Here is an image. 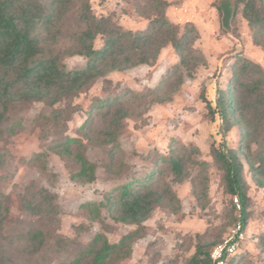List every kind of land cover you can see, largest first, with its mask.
I'll return each mask as SVG.
<instances>
[{
    "label": "trees",
    "instance_id": "16d2710c",
    "mask_svg": "<svg viewBox=\"0 0 264 264\" xmlns=\"http://www.w3.org/2000/svg\"><path fill=\"white\" fill-rule=\"evenodd\" d=\"M145 3L156 11V16L147 29L131 30L124 29L112 15L97 16L91 0H0V142L19 128L14 120L19 114L13 117L12 109L36 101L47 102L51 108L36 118L45 136L53 127L67 126L74 113L69 103L84 88L110 72L154 64L162 49L171 44L180 60L156 87L128 89L113 97L98 98L81 127L87 139L96 137L112 144L107 152L108 171L115 165L121 167L120 129L133 107H141L148 100L168 99L181 87L185 69L193 71L203 61V55L194 48L200 38L195 24L188 22L179 34L178 27L167 16V0ZM235 3L232 19L242 5L241 14L253 33L254 43L264 49V0ZM99 35L104 43L97 48L95 40ZM61 44L62 48H58ZM73 54L86 58L84 67L68 69L64 60ZM230 73L225 85L216 86L214 93L206 89L202 97L215 130L210 154L222 171L225 192L233 203L231 223L242 221L246 226L252 202L246 167L257 187L264 188V67L236 56ZM24 112L23 109L20 115ZM236 127L240 144L234 147L226 136ZM52 147L79 167L72 174L74 179H96L97 165L87 156V144L81 138L65 135ZM200 151L197 146L174 142L170 154L159 160L164 168L157 163L145 177L125 182L109 192L105 202L84 205L92 219H100L105 207L116 221L137 225L116 243L110 242L103 232L94 234L87 242L79 235L69 237L60 233L58 198L45 187H27L18 202L21 216L16 217L10 197L0 191V264H33L36 256L51 263L61 254L65 258L58 264H127L124 257L132 254L130 240L139 237L155 205L173 204L177 197L170 185L163 189L158 186L164 171L171 170L175 179L181 181L190 175V163L198 165L200 173L194 178V190L198 199L208 197L209 162L192 158V153ZM5 162V154L0 151V172L6 169ZM218 242L209 239L200 243L187 264H211V251ZM241 257H234L230 264H237Z\"/></svg>",
    "mask_w": 264,
    "mask_h": 264
},
{
    "label": "rangeland",
    "instance_id": "374dc122",
    "mask_svg": "<svg viewBox=\"0 0 264 264\" xmlns=\"http://www.w3.org/2000/svg\"><path fill=\"white\" fill-rule=\"evenodd\" d=\"M167 1V16L178 27L179 34L185 31L188 22L198 28L200 38L194 48L203 55V61L193 71L185 69L181 87L168 99L148 100L141 107H133L120 129L121 167L115 165L108 171L107 152L112 144H105L96 137L87 139L81 127L98 98L113 97L128 89L140 91L156 87L180 60L171 44L162 49L154 64L110 72L91 87L84 88L69 103L74 113L67 126H52L45 136L36 118L51 108L47 102L36 101L12 109L15 111L13 117L19 114L14 119L20 124L19 128L0 142L7 166L0 172V191L10 197L15 217L21 216L17 211L18 202L27 187L31 184L36 188L45 187L58 198L60 233L69 237L79 235L87 242L94 234L103 232L112 243L119 242L137 225L116 221L105 207L100 219H92L84 205L105 202L109 192L125 182L145 177L157 163L164 168L165 164L159 160L170 154L174 142L200 148V153H192V158L209 162L208 197L198 199L194 190V178L200 173L198 165L190 163V175L181 181L175 179L171 170L164 171L158 186L163 189L170 185L178 198L173 204L155 205L143 223L139 237L130 240L132 254L124 257L127 264H187L200 243L218 239L219 244L224 240L233 225L230 218L233 203L225 192L222 171L210 154L215 130L202 94L208 88L214 93L216 86L226 84L236 56L249 58L264 67V49L254 43L253 33L241 14L242 5L232 19L235 0ZM91 5L97 16L112 15L124 29L145 30L156 16V11L145 0H91ZM103 43L99 35L95 46L100 48ZM64 62L68 69H78L85 66L86 58L73 54L66 56ZM23 109L25 112L20 115ZM65 135L81 138L87 144V156L97 165L94 181L74 179L72 174L79 167L52 147ZM226 138L231 146L237 147L240 144L239 129L233 128ZM253 149H256L255 144ZM245 178L252 202L245 226L247 238L237 264H264V188L257 187L248 167ZM41 258L36 256L33 264H58L65 255H57L51 263Z\"/></svg>",
    "mask_w": 264,
    "mask_h": 264
},
{
    "label": "built area",
    "instance_id": "2783aa9c",
    "mask_svg": "<svg viewBox=\"0 0 264 264\" xmlns=\"http://www.w3.org/2000/svg\"><path fill=\"white\" fill-rule=\"evenodd\" d=\"M237 206L241 208L239 203ZM246 238V227L242 221H238L231 227L224 240L211 251V264H230L234 257L240 255Z\"/></svg>",
    "mask_w": 264,
    "mask_h": 264
}]
</instances>
